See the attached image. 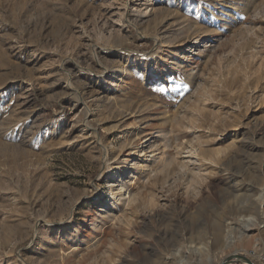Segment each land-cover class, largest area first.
Listing matches in <instances>:
<instances>
[{
  "label": "rangeland",
  "instance_id": "374dc122",
  "mask_svg": "<svg viewBox=\"0 0 264 264\" xmlns=\"http://www.w3.org/2000/svg\"><path fill=\"white\" fill-rule=\"evenodd\" d=\"M183 237L264 264V0H0V264Z\"/></svg>",
  "mask_w": 264,
  "mask_h": 264
},
{
  "label": "bare ground",
  "instance_id": "6f19581e",
  "mask_svg": "<svg viewBox=\"0 0 264 264\" xmlns=\"http://www.w3.org/2000/svg\"><path fill=\"white\" fill-rule=\"evenodd\" d=\"M127 18H128V20H130L129 12L127 14ZM128 198L130 199L132 197L128 196ZM240 219L244 220L243 225L245 228H249L251 226V224H250L251 221H249V220H251V218L249 216L246 217L243 215L242 218H240ZM200 243H201V239L189 240V239L183 237V238H180V241L178 242L179 246L181 247L180 249H178V250L173 249V248L177 247L175 244H173L172 247H169L170 250L169 249L168 250L169 251L173 250L172 254H174V256L178 257V261L186 264L187 258H188V255H187L188 252H186V247L190 246L189 244H191V246L196 247Z\"/></svg>",
  "mask_w": 264,
  "mask_h": 264
},
{
  "label": "water",
  "instance_id": "95a60500",
  "mask_svg": "<svg viewBox=\"0 0 264 264\" xmlns=\"http://www.w3.org/2000/svg\"><path fill=\"white\" fill-rule=\"evenodd\" d=\"M247 260V259H246ZM249 262V261H248Z\"/></svg>",
  "mask_w": 264,
  "mask_h": 264
}]
</instances>
